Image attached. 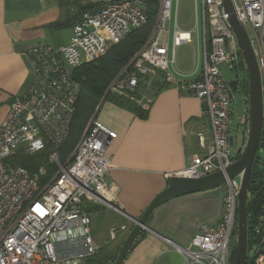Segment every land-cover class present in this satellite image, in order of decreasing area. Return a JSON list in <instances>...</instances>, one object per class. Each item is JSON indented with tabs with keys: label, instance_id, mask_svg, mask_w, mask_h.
<instances>
[{
	"label": "built area",
	"instance_id": "obj_1",
	"mask_svg": "<svg viewBox=\"0 0 264 264\" xmlns=\"http://www.w3.org/2000/svg\"><path fill=\"white\" fill-rule=\"evenodd\" d=\"M150 1L83 0L91 8L84 10L70 28L66 45L52 47L39 43L26 52L31 70L29 84L23 95L11 101L0 122V264H86L98 253L83 203L88 200L116 210L115 189L105 179L110 168L106 153L116 134L98 120L89 122L66 165L59 162L56 148L69 136L80 92L74 71L103 56L131 31L144 27ZM174 1L178 2L158 0L151 36L110 85L107 90L110 94L139 104L135 94L138 88L154 72H167V37ZM232 1L255 55L264 127V0ZM200 7L203 42L200 75L178 86L199 100L209 124L208 140L198 135L201 153L191 158L180 175L191 178L224 172L235 161L231 155V131L237 90L232 92L219 66L234 71L240 63L244 65L222 0H200ZM190 35L191 31H180L175 22L173 46L187 42ZM262 137L259 171L263 189L259 213L247 231V252L252 256L246 255L245 264H264ZM46 145L52 149L49 161L57 166L56 174L47 181L41 182L39 175H32L22 167L6 164L7 158L20 150L34 154ZM224 186L226 195L218 224L201 225L188 248H178L185 264H229L239 182L226 180ZM114 233L110 232L111 239Z\"/></svg>",
	"mask_w": 264,
	"mask_h": 264
},
{
	"label": "crops",
	"instance_id": "obj_2",
	"mask_svg": "<svg viewBox=\"0 0 264 264\" xmlns=\"http://www.w3.org/2000/svg\"><path fill=\"white\" fill-rule=\"evenodd\" d=\"M64 19L65 12L56 0H0V122L11 101L23 95L29 84L26 52L39 43L59 47L69 42V27H53ZM175 22L178 26L176 16ZM171 24L168 70L151 74L139 90L137 105L147 111L146 117L112 102H104L97 116L116 134L106 153L110 168L105 179L114 187L115 205L122 213L88 200L83 207L90 217L93 240L99 251L109 256L117 252L131 231L130 218H139L153 198L167 188L168 178L181 175L191 158L201 153L198 135L209 138V124L199 100L178 89L200 75L201 66L184 69V55L175 52L177 47L191 43L192 35L187 42L173 46ZM231 155L234 157L232 149ZM225 195L223 185L174 198L156 208L122 264H185L178 248H188L201 225L218 224ZM107 210L119 217L118 227L107 229L102 222ZM112 230L114 239L110 238Z\"/></svg>",
	"mask_w": 264,
	"mask_h": 264
},
{
	"label": "trees",
	"instance_id": "obj_3",
	"mask_svg": "<svg viewBox=\"0 0 264 264\" xmlns=\"http://www.w3.org/2000/svg\"><path fill=\"white\" fill-rule=\"evenodd\" d=\"M60 7L65 12V19L61 22L53 24V27H69L71 28L79 19V16L84 10L91 8V5L82 4L83 0H56ZM156 0H151L148 4V18L151 22L150 26L144 29L131 31L123 40L117 45L112 46L102 56L99 62L94 65L91 63L83 64L77 68L73 73V78L80 84V92L76 101L75 111L72 118L70 133L68 138L60 146L56 148V152L60 158L66 160L73 151L78 139L80 138L85 126L92 118L95 110L101 102H112L118 106L128 108L136 116L145 118L147 111L142 109L137 104L129 100L106 93L111 80L120 73L131 61L134 55L141 49L146 38L148 37L152 23L156 18ZM239 73L237 74V87L242 85L245 95L247 94L248 82L245 66L240 63ZM137 95L139 93H136ZM261 137L260 142H262ZM260 147L256 151V159L253 162L247 190L250 197L246 204V214L248 224L252 223L257 217L260 209L261 194L263 189L262 178L259 171L260 165ZM52 152L50 146L46 145L45 149L41 152L34 154H26L23 151H18L6 160L9 166H18L26 169L30 174L35 175L42 168L46 170L48 175L54 172V166L48 161L49 155ZM235 230L233 231V238L235 237ZM232 250V249H231ZM117 252L109 256L107 252L98 251L96 255L89 258L86 264H111V260L115 257ZM235 250L229 258V264L234 261Z\"/></svg>",
	"mask_w": 264,
	"mask_h": 264
},
{
	"label": "water",
	"instance_id": "obj_4",
	"mask_svg": "<svg viewBox=\"0 0 264 264\" xmlns=\"http://www.w3.org/2000/svg\"><path fill=\"white\" fill-rule=\"evenodd\" d=\"M222 6L224 12L228 16V24L237 39L247 73L249 125L245 148L239 158L226 168L224 172H216L200 178L180 175L168 178L167 188L153 198L141 216L139 218H130L133 222V227L124 240L119 252L111 260V264L123 263L139 233L147 229V220L156 208L180 196L223 186L226 180H232L237 177L239 178V191L236 197L237 246L232 264H245L247 231L249 229L246 214L248 179L253 162L256 159V151L258 147L262 148L260 139L264 136L262 93L255 55L245 28L236 17L233 1L222 0ZM229 87L232 92H235L237 87L236 80H231L229 82ZM114 208L116 211L122 213L117 207Z\"/></svg>",
	"mask_w": 264,
	"mask_h": 264
},
{
	"label": "rangeland",
	"instance_id": "obj_5",
	"mask_svg": "<svg viewBox=\"0 0 264 264\" xmlns=\"http://www.w3.org/2000/svg\"><path fill=\"white\" fill-rule=\"evenodd\" d=\"M71 1L72 0H70V2ZM82 4H86V2L85 3L82 2ZM155 11H156V16H157V14H158V0H156ZM175 16H176V20H177V24H178V26H177L178 29L180 31H184V30L191 31V35H192V42L189 43L188 45H183L179 48L177 47L175 49L176 50L175 52H177V54H179L178 52H181L184 55L183 56L184 60L181 63V67H183L184 69L193 70V68H195L196 65L199 67L202 65L201 63H202V54H203L202 53L203 52V42H202L200 0H196V5L194 3V0H178L177 4H176V1H174L173 8H172L171 33L173 31V28H174ZM155 22H156V18L151 25L152 26L151 31H150L148 37L146 38L145 42L151 36ZM150 24H151V22L149 21V18H148V22L141 29L149 27ZM107 51L105 52L104 55H106ZM101 57L98 58L97 60H95L94 62H92L91 64L94 65L96 62H99ZM219 68H220V71L222 73L223 78L227 82H230L231 80H235V75L239 71V70L232 71L228 66H224V65H220ZM121 72L118 73L111 80L109 86L106 89V93L108 92L107 90L109 89L110 85L120 76ZM157 73H160V72H157ZM139 90H140V88H138L136 93H140ZM235 95H236V103H235V109H234L235 117H234L233 126H232L233 131H232V141H231V147L232 148L231 149L233 151V156H234L233 158L236 160L239 158V156L243 152L245 145H246L247 137H248V125H249L248 89H247V94L245 95L242 85L239 84ZM136 98H137V100L138 99L140 100V94H138V95L136 94ZM103 103L104 102H101V104L98 105L97 109L95 110V112H94L92 118L89 120V122L97 120L99 109ZM87 125L85 126V128L88 127ZM85 128H84V130H85ZM83 133H84V131L82 132L80 138L82 137ZM207 136H208V130H207ZM80 138L78 139V141H77L73 151L71 152L70 156L66 160L63 161L60 158V155H57L58 160H59V162H61V164H63V165L68 164L72 154L74 153V151L76 149V146H77ZM28 155H30V154H28ZM262 155H264V148L262 151ZM48 161H49V159H48ZM52 165L54 166V172L50 175H48V173L46 172V170L44 168L43 169L41 168L38 171L37 175H39L41 182L47 181L48 179L54 177V175L56 174L57 166L54 163H52ZM235 179L239 182L238 177ZM247 193H249L248 190H247ZM249 194H248V196H251ZM102 222L106 223V226L108 229L110 226L118 227V225L121 221L119 220V217H116L113 213H111L110 211L107 210V211H104ZM235 231H236L235 237L232 239L231 244L229 246V258H230V255L232 253V250H235V252H236V246H237V229L236 228H235ZM112 244L113 243H111V245ZM120 248L117 250V253L119 252ZM246 255L250 256V257L252 256L251 252H247ZM234 256H235V254H234Z\"/></svg>",
	"mask_w": 264,
	"mask_h": 264
}]
</instances>
